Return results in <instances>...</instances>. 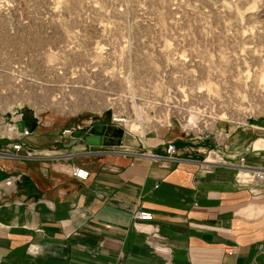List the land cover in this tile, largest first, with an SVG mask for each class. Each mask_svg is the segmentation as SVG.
Returning <instances> with one entry per match:
<instances>
[{
  "label": "rangeland",
  "instance_id": "obj_1",
  "mask_svg": "<svg viewBox=\"0 0 264 264\" xmlns=\"http://www.w3.org/2000/svg\"><path fill=\"white\" fill-rule=\"evenodd\" d=\"M113 116L128 138L262 124L264 0H0V153L22 121L73 137Z\"/></svg>",
  "mask_w": 264,
  "mask_h": 264
},
{
  "label": "crops",
  "instance_id": "obj_2",
  "mask_svg": "<svg viewBox=\"0 0 264 264\" xmlns=\"http://www.w3.org/2000/svg\"><path fill=\"white\" fill-rule=\"evenodd\" d=\"M13 144L32 154L0 159V264H264V185L237 178L242 159L264 166V122L97 148L37 127Z\"/></svg>",
  "mask_w": 264,
  "mask_h": 264
},
{
  "label": "built area",
  "instance_id": "obj_3",
  "mask_svg": "<svg viewBox=\"0 0 264 264\" xmlns=\"http://www.w3.org/2000/svg\"><path fill=\"white\" fill-rule=\"evenodd\" d=\"M127 124H129V121L125 118H121L119 116H113L112 120H111V125L112 126H116L119 128H123L126 132L127 130ZM16 131H18V134L22 137H26L28 135L31 134V132L28 130V128H25L23 130V132L19 131V129H17ZM70 131H68L69 133ZM11 148L15 151V152H20L23 150L24 145L23 144H13L11 146ZM167 152L170 156H173L176 153V146L175 145H169L167 148ZM4 156L6 158L12 157L11 154H7V153H0V157ZM212 155V152L209 153V156ZM245 159H242V167H241V171L238 173V180L242 183H259L264 185V166L259 169V170H252L249 168H246L243 164H244ZM73 176L79 180H87L89 177V173L81 168H74L73 169ZM11 182H13L11 179L9 180V182L7 181V185L11 184ZM135 218L137 220H140L142 222H147V221H152L153 220V215L149 212H145V211H139L136 212L135 214ZM1 227H0V232H1Z\"/></svg>",
  "mask_w": 264,
  "mask_h": 264
},
{
  "label": "water",
  "instance_id": "obj_4",
  "mask_svg": "<svg viewBox=\"0 0 264 264\" xmlns=\"http://www.w3.org/2000/svg\"><path fill=\"white\" fill-rule=\"evenodd\" d=\"M33 127L32 130L36 128V121H32ZM18 126L20 131L23 132L26 127V123L24 121L19 122ZM124 136V130L116 126H108L106 124H96L90 130L88 135H84L83 131L74 132L73 137L82 139L84 138V142L92 147H120L122 143V139Z\"/></svg>",
  "mask_w": 264,
  "mask_h": 264
},
{
  "label": "trees",
  "instance_id": "obj_5",
  "mask_svg": "<svg viewBox=\"0 0 264 264\" xmlns=\"http://www.w3.org/2000/svg\"><path fill=\"white\" fill-rule=\"evenodd\" d=\"M31 121H34V120H31ZM36 121V120H35ZM28 124V126L27 127H30L31 129H32V127H33V124H32V122H31V124L30 123H27Z\"/></svg>",
  "mask_w": 264,
  "mask_h": 264
}]
</instances>
